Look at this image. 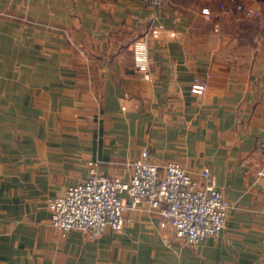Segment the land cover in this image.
<instances>
[{"label":"crops","instance_id":"crops-1","mask_svg":"<svg viewBox=\"0 0 264 264\" xmlns=\"http://www.w3.org/2000/svg\"><path fill=\"white\" fill-rule=\"evenodd\" d=\"M241 1L260 17L216 32L201 10L219 3L0 0V264H264V2ZM144 38L148 78L133 59ZM142 151L209 170L232 205L220 235L187 245L145 205L93 239L51 225L46 200L91 162L127 180Z\"/></svg>","mask_w":264,"mask_h":264},{"label":"built area","instance_id":"built-area-1","mask_svg":"<svg viewBox=\"0 0 264 264\" xmlns=\"http://www.w3.org/2000/svg\"><path fill=\"white\" fill-rule=\"evenodd\" d=\"M146 2L148 7L159 9L167 0ZM201 14L213 22L216 32L221 18L239 16L257 20L260 17L256 8L239 0H222L216 10L204 8ZM164 29L162 24L153 26L148 38H159ZM133 59L137 69L148 78L147 38L135 43ZM206 88V83L197 78L190 85L191 93L197 96L203 95ZM126 166L130 176L123 180L101 173L99 162H91L84 181L46 200L51 225L62 236L77 231L93 239L106 230L121 231L126 212L145 205L150 213L162 218L160 227L170 225L175 236L187 245L197 246L221 234L232 205L216 188L208 169L196 179L176 162L162 165L149 162L146 151ZM257 175L264 177V170L260 169Z\"/></svg>","mask_w":264,"mask_h":264},{"label":"rangeland","instance_id":"rangeland-1","mask_svg":"<svg viewBox=\"0 0 264 264\" xmlns=\"http://www.w3.org/2000/svg\"><path fill=\"white\" fill-rule=\"evenodd\" d=\"M221 1L222 0H190V6H193L194 8H198V7L200 8V6L215 7ZM239 1H241V0H239ZM253 1H256V2H259V3L264 2V0H253ZM253 26L255 27L256 24H253Z\"/></svg>","mask_w":264,"mask_h":264}]
</instances>
